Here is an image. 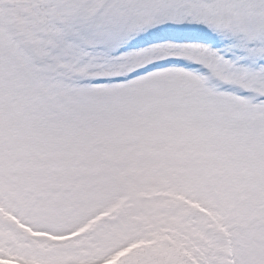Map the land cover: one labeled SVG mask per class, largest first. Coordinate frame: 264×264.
<instances>
[{
  "label": "snow or ice",
  "instance_id": "6c2138e0",
  "mask_svg": "<svg viewBox=\"0 0 264 264\" xmlns=\"http://www.w3.org/2000/svg\"><path fill=\"white\" fill-rule=\"evenodd\" d=\"M0 264H264V0H0Z\"/></svg>",
  "mask_w": 264,
  "mask_h": 264
}]
</instances>
